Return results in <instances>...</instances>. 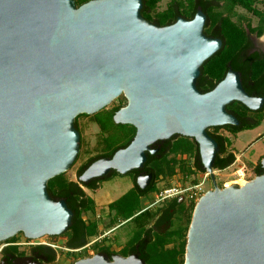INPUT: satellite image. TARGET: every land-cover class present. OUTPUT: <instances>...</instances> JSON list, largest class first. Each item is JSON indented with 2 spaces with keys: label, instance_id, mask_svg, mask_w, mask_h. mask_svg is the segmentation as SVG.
<instances>
[{
  "label": "water",
  "instance_id": "obj_1",
  "mask_svg": "<svg viewBox=\"0 0 264 264\" xmlns=\"http://www.w3.org/2000/svg\"><path fill=\"white\" fill-rule=\"evenodd\" d=\"M141 8L142 0H0V242L67 229L73 212L50 196L48 180L78 155L76 116L123 95L113 120L134 126L133 138L78 179L124 175L142 168L157 141L193 138L212 187L193 206L183 264H264V172L220 187L213 167L219 146L207 131L239 124L230 102L257 110L264 97L245 91L231 66L212 89L199 90L200 66L222 45L204 33L200 7L191 19L163 26ZM151 177L140 173L136 183L144 188ZM72 264L148 263L137 254L97 252Z\"/></svg>",
  "mask_w": 264,
  "mask_h": 264
},
{
  "label": "trees",
  "instance_id": "obj_2",
  "mask_svg": "<svg viewBox=\"0 0 264 264\" xmlns=\"http://www.w3.org/2000/svg\"><path fill=\"white\" fill-rule=\"evenodd\" d=\"M86 1L88 0H75L77 6ZM159 1L142 0V16L157 25L163 26L173 23L179 16L191 19L197 8L201 7L206 15L204 33L222 40L221 47L200 66V75L197 78L199 90L205 92L212 89L224 77L228 67L231 66L234 70L240 72L241 82L245 91L251 95L264 96V50L259 54H248L250 39L243 26V23H245L250 32H257L258 34L264 31V10L257 7V3L261 1L264 3V0H170L164 9L157 10ZM236 6H240L255 15L257 23L254 25L249 18L237 15ZM236 15L237 20H234L233 17ZM121 106L123 105L119 104L111 109L103 108L93 114V121L99 126L100 134L97 147H95L97 152L78 167L77 176L93 160L101 157H110L115 150L125 147L133 138L135 134L134 126L115 123L113 120L114 112ZM226 109L239 119V124L214 126L207 129L219 146L213 164L214 169L217 170L228 168L234 163L236 157L231 147V139L228 135L219 132V130L225 129L230 134H236L241 130L256 127L264 117V105L257 110H251L239 101H232L226 106ZM75 126L80 132L76 118ZM167 141L169 142L167 145L169 156L166 154L157 158L146 153L148 157L146 165H149L147 169L152 172L154 180L161 175L172 177L175 174L176 166H180L183 170H188L190 173L205 171L199 157L198 145L193 138L174 134ZM80 143H82L81 136ZM179 155L192 158L194 169L191 166H186L183 159L179 160L177 158ZM262 156H260L258 162L250 166L255 175L264 172L260 164ZM138 172L139 169H134L127 173V175H132L134 183ZM117 174L116 171L112 170L113 176ZM102 179L106 178L93 179L89 183H85L69 179L64 173H61L48 180L47 190L50 196L55 199H65L68 207L73 212L70 225L62 233L66 238L65 245L69 248H78L85 245L89 238L99 231V220L85 219L83 216L85 213L95 211L94 200L85 192L83 186L95 191L100 187ZM156 188L154 183L149 190L153 191ZM145 194L147 192L141 190L135 184L128 191L107 204L108 211L112 214L110 219H116L117 216H121L124 219L132 217L136 222L137 229L134 230L135 235L132 237L131 242L139 237L142 227L149 220L145 212L138 213L141 209V198ZM192 206L193 204H190V207ZM187 228L188 226L182 227L178 224L166 235L156 237V240L148 246L144 257L145 262L148 264H182L180 256L184 252L186 239H179L184 237V232ZM11 239H14V237ZM171 241L175 243L171 247H167ZM101 251L113 252L108 247H104ZM68 255H71L70 252Z\"/></svg>",
  "mask_w": 264,
  "mask_h": 264
},
{
  "label": "rangeland",
  "instance_id": "obj_3",
  "mask_svg": "<svg viewBox=\"0 0 264 264\" xmlns=\"http://www.w3.org/2000/svg\"><path fill=\"white\" fill-rule=\"evenodd\" d=\"M170 0H160L157 4V10H162L167 6V3ZM257 7L264 10V3L258 2ZM235 11L237 15H243L246 18H249L252 24L257 23V17L253 15L251 12L245 10L244 8L240 6L235 7ZM237 15L233 17L234 20H237ZM264 35V31H263ZM125 105L126 99L123 95H120L116 97L114 100H112L106 107V109H111L112 107L116 105ZM93 114H86L81 115L79 114L76 116L78 127L80 128V136L82 137V143H80V149L78 152V155L72 165L64 172L65 176L69 179L77 181V169L78 167L84 163L89 157H92L96 154V149L98 144V140L100 138L99 134V126L97 123L93 121L92 118ZM211 128V127H209ZM213 131L212 129H210ZM219 132H222L226 135H229L230 138L233 140V147L235 150V161L232 165H230L228 168L223 170H217L215 169V179L220 187L226 186L232 183L237 184H243V180L245 179L250 180L255 176L253 173L252 168L250 167L251 164H254L258 162V159L262 154L264 153V135L259 137L261 134L264 133V118L262 122L256 126L255 128H250L246 130H241L236 135L230 134V132L226 131L225 129H220ZM230 149V148H229ZM79 156V157H78ZM179 160H184V164L186 166L192 167V160L188 156L179 155L177 157ZM241 166L245 167L244 171V178L238 177V175L233 174L234 171L237 168H240ZM194 178L200 180L202 178V172L201 171H194L193 173L188 172V170H183L180 166H176L175 174L172 177H167L165 175H161L157 179V187H165L169 185L174 184H188L191 182H194ZM233 180V181H232ZM133 184V180L129 175H121L117 174L110 179H105L100 183V187L96 189L95 191L90 190L87 187L83 186V189L85 192L94 200V212L85 213L83 216L85 219H97L100 222L99 229H107L108 227H111L113 224L117 223V219H110L112 217V214L108 211L107 204L116 198H118L120 195L128 191ZM212 187L211 180L208 179L204 182V188L209 189ZM153 194V193H152ZM153 196V195H152ZM151 196V197H152ZM149 196L147 200L151 199ZM185 209L186 212L184 214L183 220L180 222H177L175 226L178 224L182 227L188 226L189 224V216L191 218L193 206L195 202H191L186 200ZM144 203V200H141V207L146 204ZM190 204H193L192 207H190ZM102 224V227H101ZM134 228L133 224L130 222H127L125 224H122L118 229H115L114 232L109 233L108 237L106 239H103L101 242H96L92 244L88 249L82 250L81 252H75L72 253V256H69L68 253H66L65 248H57L58 252H60L61 256L62 254H66V256L63 258H82V257H88L92 256L96 253V251L102 247H108L112 251H116L121 247V244L124 243V241L127 239V237L131 234L132 229ZM187 230V229H186ZM186 230L184 232V237H182L179 240H185L186 239ZM100 231V230H99ZM17 238L20 240H24L25 235L22 232H18L15 234ZM38 239L42 240H48V239H55L60 243V245L66 246L65 243V236L62 234L57 236H50V235H44L41 237H38ZM90 240V239H89ZM172 244L167 245V247H171ZM74 255V256H73ZM183 255L180 256L181 262L183 261ZM69 256V257H68ZM76 260V259H75ZM71 263V262H70ZM72 264V263H71Z\"/></svg>",
  "mask_w": 264,
  "mask_h": 264
},
{
  "label": "flooded vegetation",
  "instance_id": "obj_4",
  "mask_svg": "<svg viewBox=\"0 0 264 264\" xmlns=\"http://www.w3.org/2000/svg\"><path fill=\"white\" fill-rule=\"evenodd\" d=\"M243 26L245 27L246 33L250 39V46L248 47V54L252 55V54L261 53L264 50L263 32L261 34H258L257 32H250L249 29H247L245 23H243ZM257 96H261V95H257ZM167 140L168 139H163V140H159L156 143H154L151 146V148L156 149V151L155 153H149V154L154 155L157 158H160L161 155L165 156L166 154H168L169 156L170 153L168 152L169 149L167 146L169 142ZM147 166L149 167L148 164L146 165V161H145L142 168L139 169V172L135 176V183H134L132 175H129L131 179L133 180L132 186L136 184L141 190H144L147 192V194L143 195V197L141 198V200H144V203L148 201L147 198L149 196L151 197L154 194V191L157 189L156 188L153 191L149 190L152 184L155 183L156 185L157 183V179L154 180L153 175L149 183L144 188H141L136 183L137 176L140 173L142 174L151 173L152 174V172H149V170L147 169L148 168ZM111 177H113L112 170L103 177L91 178L89 181L85 183H89L93 179H98V178L99 179L100 178L110 179ZM77 180H79L78 176H77ZM103 180L105 179H102L100 183ZM186 202L187 201L183 196H175L167 200H164L161 203H156L152 205L144 204L141 207V209L138 211V213L145 212L149 220L142 227L139 237H137V239L133 240L132 242H131V239L135 235L134 230L137 229L136 222L133 220L132 217L124 219L121 216H117L116 218L118 220L117 223L109 227L108 232L112 233L114 232L115 229H118L122 224L130 222L134 226V228L131 231V234L127 237L124 243L121 244V247L118 250L113 251L112 253H109V252L101 251L104 248L102 247L100 248V250L98 249L96 253L102 252L103 254L107 255L110 259L113 254H121L123 256H127L130 254H137L140 258L145 260L144 257L147 253L148 246L156 240V237L166 235L170 230H172V228L177 222H180L183 220L184 214L186 213V209H185ZM107 233L103 235L102 240L108 237L109 233L108 235ZM13 237L14 239H11L12 238L11 237L7 240L0 242V264H71L75 261V259L77 260V257L71 258V259L63 258V256L65 257L66 254L64 253L61 256L60 255L61 253L58 252V249L53 247L49 241L48 242L38 241L35 243H28L26 241L20 240L16 236H13ZM95 237H96V234L91 236L89 239H95ZM174 243H175L174 241H171L169 242L168 245L170 244L173 245ZM66 248H67L66 253L70 252L71 254L70 256H72V253H75L73 251H70L69 249H76V248H69L67 246ZM182 264H183V261H182Z\"/></svg>",
  "mask_w": 264,
  "mask_h": 264
},
{
  "label": "built area",
  "instance_id": "obj_5",
  "mask_svg": "<svg viewBox=\"0 0 264 264\" xmlns=\"http://www.w3.org/2000/svg\"><path fill=\"white\" fill-rule=\"evenodd\" d=\"M192 160V158H191ZM192 169H194V167H191ZM241 170V173L240 171ZM244 171H245V167L241 166L240 168H237L233 174L238 175V177H242L244 178ZM210 179L209 178V174L204 171L202 172V178L200 180L194 178V182L191 183H186V184H174V185H169V186H165V187H157V189L154 191L153 196L151 197V199H149L147 201L146 204H156V203H161L164 200H167L169 198L175 197V196H183L186 200L191 201V202H196L199 197L204 194V192L207 190L206 188H204V182L206 180ZM243 182H245V179H242ZM233 181V180H232ZM108 229H100V231H98V233L96 234L95 239H90L88 240V242L76 249H69L70 251L73 252H81L82 250L88 249L92 244L96 243V242H101L103 241V235L106 234L108 232ZM109 233V232H108ZM107 233V235H108ZM22 241H26L28 243H35L38 241H49L50 244L55 247V248H66V246L64 247V245H60V243L58 241H56L55 239H48V240H42V239H38V238H27L25 237L24 240Z\"/></svg>",
  "mask_w": 264,
  "mask_h": 264
},
{
  "label": "crops",
  "instance_id": "obj_6",
  "mask_svg": "<svg viewBox=\"0 0 264 264\" xmlns=\"http://www.w3.org/2000/svg\"><path fill=\"white\" fill-rule=\"evenodd\" d=\"M264 118V117H263ZM263 120V119H262ZM262 122V121H261ZM258 126V125H257ZM253 128H255V127H253ZM244 130H246V129H244ZM240 132V131H239ZM238 133V132H237ZM236 133V134H237ZM235 134V135H236ZM264 135V133L263 134H261L259 137H261V136H263ZM229 136V135H228ZM233 136H234V134H233ZM229 138H230V136H229ZM231 139V138H230ZM231 147H233V140L231 139ZM233 149V151L235 152V150H234V148H232ZM262 155H264V153L262 154ZM100 226V225H99ZM101 227H102V224H101ZM100 230V229H99Z\"/></svg>",
  "mask_w": 264,
  "mask_h": 264
},
{
  "label": "bare ground",
  "instance_id": "obj_7",
  "mask_svg": "<svg viewBox=\"0 0 264 264\" xmlns=\"http://www.w3.org/2000/svg\"><path fill=\"white\" fill-rule=\"evenodd\" d=\"M240 171V173H241V170H239Z\"/></svg>",
  "mask_w": 264,
  "mask_h": 264
}]
</instances>
